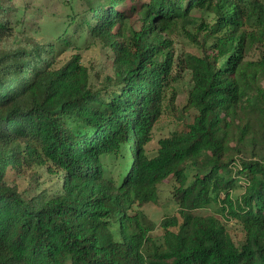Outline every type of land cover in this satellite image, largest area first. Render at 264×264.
Segmentation results:
<instances>
[{
  "label": "trees",
  "instance_id": "1",
  "mask_svg": "<svg viewBox=\"0 0 264 264\" xmlns=\"http://www.w3.org/2000/svg\"><path fill=\"white\" fill-rule=\"evenodd\" d=\"M22 3L0 0V264H264V0ZM97 44L101 86L79 53ZM182 69L192 119L149 153ZM43 167L57 187L21 189ZM162 184L178 208L156 223Z\"/></svg>",
  "mask_w": 264,
  "mask_h": 264
},
{
  "label": "rangeland",
  "instance_id": "2",
  "mask_svg": "<svg viewBox=\"0 0 264 264\" xmlns=\"http://www.w3.org/2000/svg\"><path fill=\"white\" fill-rule=\"evenodd\" d=\"M18 5L23 4L22 1L30 3L31 7H40L44 13L50 14H62L64 12V7H79L82 8L86 5V0H70L71 5L65 4L64 0H15ZM41 12H36L33 16L37 17L39 23L47 24L49 19L45 17H40ZM36 21V22H37ZM34 23L31 25L32 33L34 29ZM55 24L51 26L44 25L40 33H36V36L40 40H46L50 36V29L54 28ZM168 39H171L175 45L176 53H184L189 49H192L195 44L186 36V31H176L170 34H166ZM19 40V39H16ZM77 52V51H76ZM74 52L68 51L64 53L60 59L69 57ZM81 59L83 63L91 68L93 71V82L101 86L104 77L111 73V66L109 60L108 50H104L100 44L90 47L88 49H82L80 52ZM192 81L191 73L189 70L182 69L175 74V78L172 83V88L174 89V94L172 98L165 100L163 105V110L156 121L151 140L145 146V149L152 153L159 146V140L163 137L169 136L171 132L183 123L192 119V114L189 112L188 98L191 90ZM59 175L57 173L50 172L47 167H43L38 178H31V174L26 173V175L20 179L21 189L28 188L29 192L32 193L36 191L37 181L42 187H48L50 189H55L57 187ZM37 180V181H36ZM240 185V182H238ZM237 186L234 190V195H238L243 187ZM170 187L168 184H162L160 186L159 200L157 202H152L146 204L143 209L147 216L158 223L164 216L173 214L178 208V204L175 202L173 197L169 194ZM204 214L212 213L211 209H204L201 211ZM230 230L236 238L242 236V231L233 223H229ZM161 234L160 231L157 232ZM161 236L159 240L161 241Z\"/></svg>",
  "mask_w": 264,
  "mask_h": 264
}]
</instances>
